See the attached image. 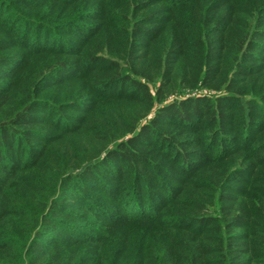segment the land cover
I'll return each instance as SVG.
<instances>
[{"label":"trees","instance_id":"1","mask_svg":"<svg viewBox=\"0 0 264 264\" xmlns=\"http://www.w3.org/2000/svg\"><path fill=\"white\" fill-rule=\"evenodd\" d=\"M81 1L0 0V264H264V0Z\"/></svg>","mask_w":264,"mask_h":264},{"label":"rangeland","instance_id":"2","mask_svg":"<svg viewBox=\"0 0 264 264\" xmlns=\"http://www.w3.org/2000/svg\"><path fill=\"white\" fill-rule=\"evenodd\" d=\"M109 1H118V0H109ZM167 1H169V3L165 6L166 10H169L170 4H177L178 3V4H180V6L185 5V0H167ZM187 3H188V0H187ZM107 4L108 3H103V0H84V1H81L80 3H78L76 7H78L79 10H85L86 12H92L94 8H100L101 6H106ZM121 6H123V2H118L117 8H120ZM83 18H86V17L80 16L77 18V20H79V22H81V19H83ZM83 22L86 24H91L90 21H83ZM61 36L65 37V38H72V37L66 36V35H61ZM76 40L80 43L82 42L79 39H76ZM50 90H48V92H46L45 94L49 95ZM203 93H206V92L204 91ZM240 178L243 179L244 177H240ZM232 185H235V184H232ZM238 188L242 189V186H240ZM80 204H82V203H80ZM108 217H109V221H104L106 223V225L107 224L108 225L119 224V223H123V222H127V221L131 220L129 217L122 215V213L120 211H117L111 215H108ZM88 218H89L88 216H85V219H88ZM102 224L103 223H101L100 225L102 226ZM87 228H93V229L98 231V230H101L100 228H102V227L97 226V227H87Z\"/></svg>","mask_w":264,"mask_h":264}]
</instances>
